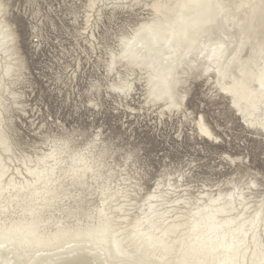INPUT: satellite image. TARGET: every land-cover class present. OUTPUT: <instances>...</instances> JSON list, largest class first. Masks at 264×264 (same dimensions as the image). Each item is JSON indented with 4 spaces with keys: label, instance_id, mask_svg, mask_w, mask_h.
<instances>
[{
    "label": "snow or ice",
    "instance_id": "snow-or-ice-1",
    "mask_svg": "<svg viewBox=\"0 0 264 264\" xmlns=\"http://www.w3.org/2000/svg\"><path fill=\"white\" fill-rule=\"evenodd\" d=\"M171 0H105L104 7L121 9L122 15L113 18V31L107 38V43L102 46V51L99 54V62L97 63L93 58V64L99 68L100 75L92 74L91 78L85 77V83L81 86V95L84 97L81 103L88 105V101H92L90 107H86V111L96 115L97 112L103 114L105 110L111 111L113 108V102L116 97L112 93H116L120 97V103L116 106V111L121 108H126L125 116L134 113V105L126 102L135 98L137 95L143 96L149 104L164 100L167 105V109L162 108L161 111L167 116L168 111L172 112L174 117L173 125L171 126V132H164V129H160L162 134L171 137H180L181 140L187 138L186 126L181 122V130L176 129V120L178 119V113L183 110V104L181 100L188 94L190 89L194 86V81L198 77L205 76L207 72H215L217 76H223L224 79L231 78L236 82L235 76L231 75V72L235 69L233 65H237L241 75L252 66L259 64V71L253 73V79L255 83L259 84V88H249L248 98L253 100V108H257L264 113V27L261 29H249L245 25L249 19L254 20L259 16L264 20V0H175L174 9L175 15L183 18L184 10L187 8L197 9H216L218 15L197 16L192 18L193 23L191 31L187 29L177 31L175 22L167 25H162L158 20L163 9L169 7ZM234 4L237 11L241 9H247L245 18H241L238 15L226 16L224 13L228 10V5ZM44 5L39 3V0H0V56L7 58L9 61H13L16 66V79L17 81H23V86L27 88L28 82L25 77L20 73L22 70V61L19 57V49L17 47L18 41L23 39V33L20 30L19 23L17 22V14L24 16L27 14L32 17L33 28L40 31L47 30L49 35L51 34V28L49 27L45 16L37 11L38 8H43ZM91 8L92 5H89ZM63 8L66 11L63 15H66L73 24L77 23L80 19V13L78 6L74 5L72 0H66ZM75 17V19H73ZM68 23V20L65 21ZM43 24L44 28L40 25ZM238 28V33H233V29ZM166 30V31H165ZM132 31L135 36L132 39H127L125 33ZM162 33L166 36L165 39H161ZM137 38L140 39V47L144 48L148 55L144 57H136L138 60H143L148 63V66L156 73L149 72L146 81L147 93L143 91L145 87V80L143 77L140 79V86L134 87L137 83L135 74H120L119 78L116 75V61L125 60L132 57L134 54V45ZM207 39L214 44L211 52L213 57L217 58V63L220 62V57H228L227 62L221 67H213L212 65L204 66L199 60L193 56L194 51H198L199 55H203L202 41ZM187 45L184 56L180 58V68L185 67V60L187 61L188 68H192L195 65L194 71L184 70L180 72L175 65L168 69V74L165 76L167 87L161 89L159 84L156 83L160 79L159 67L160 58L166 62L171 60L175 56L178 50ZM111 57V62L109 61ZM143 67V64L140 65ZM71 77L64 78V74L61 73V80L68 86ZM79 82V77L77 78ZM219 83V79L217 80ZM73 87H75L73 85ZM220 91L231 95L228 87H221ZM87 96H84V93ZM181 92L184 95H181ZM107 94V98H106ZM213 95L218 93L213 90ZM19 94H12V101L17 112L24 109L25 105L18 102ZM144 104H140L139 112H143ZM185 117L187 118V114ZM15 113H12L6 106L3 98H0V180L6 181V177L11 174L9 169L3 167V154L8 153L11 155L13 151L12 145L20 137L23 130L13 124V117ZM31 115V113H29ZM134 118L139 120L141 117L134 114ZM23 119V117H21ZM151 119V117H149ZM245 124L255 131L247 133L246 136L241 139H247L248 135L258 136L260 140V152L264 154V118H261L259 122L255 120L250 121L248 115L245 113ZM27 123V121H25ZM154 123V122H153ZM162 123L167 127V120H162ZM47 124V118L44 119L43 124L36 123L33 126V132L36 128L44 127ZM52 127V126H49ZM127 127V125H126ZM195 134V130L194 133ZM201 136H207L208 139L219 143L217 138L205 127L203 123V117L200 121V133ZM91 143L89 147L94 145H102L99 152L98 161L95 167H80L78 165L85 164L83 160L73 158L72 166L65 169L63 178L70 180L73 186H85L79 182L86 181L88 179L86 173H92L91 179L97 183L105 181L107 178L104 173L108 168L115 171L119 167L121 173H130L132 177H138L135 182L133 179H129L127 176L122 175L121 179L124 181L123 186L118 190L120 200L124 203L121 204V208H126L135 202V198L138 195V188L143 185L148 187L151 195L149 200L160 201L161 206L165 209L161 213L162 216H172L176 220H180V213L182 208L176 207V205H184L187 202V193H184V199H181L180 193L183 192V188L176 185L175 179L170 178L168 185L169 189L173 191H163V185L156 179L155 174L149 171L148 165L145 163L144 158L141 156L139 149L135 145H128V140L125 137L123 142L117 141L114 137L108 138L105 129L100 128L99 131L93 130L90 134ZM65 141L61 139H54L51 137L47 141L45 146V152L43 156L36 158L35 168L30 169L27 173L29 176H33L31 183H42L47 188V185L55 177L57 166L62 162L60 154L62 153V146ZM255 149V141H249L241 147L238 153H228L227 156H222V159H227L232 155H239L243 157L245 151L251 157ZM210 159H212L210 157ZM193 166L191 164L185 168L181 165L179 171L176 173V177L180 180L181 185H189L198 188L199 191H203L199 185L201 181L197 180L193 175L189 180V170ZM245 172V170H241ZM112 172H107V177H111ZM247 181L246 187L249 192L248 195L252 197H259V207L262 210V215L256 219L264 221V162H261L258 166L249 164L245 173ZM152 181L156 187L152 186ZM195 181V185H193ZM203 183H208L204 180ZM111 188V181L108 180V188L105 191H109ZM242 200L244 196L240 197ZM207 203V202H203ZM217 200H213L207 207H197V211L193 213L194 216L199 215L202 212H208V221L218 227L222 226V221L218 219V215L222 209L219 207H213L217 204ZM2 205H0V211H4ZM103 214V213H102ZM256 219H253L252 225L255 227ZM170 223V221H169ZM179 228V226H176ZM197 228L194 226L193 231ZM29 235L35 236V232H30ZM100 235H103L102 233ZM118 235V234H117ZM167 231L161 233L160 240L168 237ZM151 241L152 237H148ZM30 241L27 239L18 241L11 235H5L3 230H0V264H41L36 258V255H32L28 251V245ZM81 252L71 251L66 252L72 259L57 258L55 261L48 262V264H153L152 260L140 258L137 250H133L131 246L121 250L119 242L114 241V248L118 255L125 257L119 261L112 260H85L81 261L76 257L80 256L82 252L92 251L91 246H80ZM69 248H75L73 245H69ZM61 251H65L62 249ZM159 264H165L164 258H161ZM180 264H208L205 260H192L183 261ZM217 264H239L237 259H232L227 262H217ZM258 264H264V251L261 252V258Z\"/></svg>",
    "mask_w": 264,
    "mask_h": 264
},
{
    "label": "bare ground",
    "instance_id": "bare-ground-1",
    "mask_svg": "<svg viewBox=\"0 0 264 264\" xmlns=\"http://www.w3.org/2000/svg\"><path fill=\"white\" fill-rule=\"evenodd\" d=\"M174 2L175 0H171L169 7L162 10L158 20L162 25L175 22L177 31L184 29L191 31L192 18L194 17L219 14L214 8L211 10L187 8L181 18L175 15ZM86 3L88 30L92 27L94 19L100 17L105 9L106 11L110 10L112 14L122 12L118 8L104 7L105 0H87ZM89 5L92 7L90 8ZM247 11V9L237 11L234 4H229L228 10L224 14L226 16L238 15L243 19ZM245 27L259 30L264 27V20L257 16L254 20L249 19ZM232 31L238 33L239 29L234 28ZM124 35L130 40L135 36V33L131 31ZM91 36L95 39L93 33ZM165 38L166 36L162 33L161 39ZM202 44L204 54H198L199 46H197L198 51H194L192 55L204 66L221 67L227 62L228 57H220V62L217 63V58L213 57L211 52L214 47L213 43L205 39ZM133 47L132 57L116 61V75L119 78L121 73L124 75L135 74L138 83L143 77L147 93L148 74L149 72H153L154 75L156 73L148 66V63L136 59V57L148 55L147 51L140 47L139 38ZM186 47L187 45L181 47L171 60L165 62L162 57L160 58L158 65L160 79L156 83L161 89L167 87L165 76L173 65L180 72L194 71L195 65L188 68L186 60L185 67L180 68L179 61L184 56ZM19 57L23 70L25 61L20 53ZM109 61L111 62V57H109ZM141 64L143 67L140 66ZM233 68L235 70L231 72V75L235 76L236 82L231 78L218 77L215 72H207L205 76L198 77L196 80L204 79L208 83L211 82L216 92L228 96L243 121L246 113L250 121L259 122L261 118H264V113L253 108L254 101L248 98L247 92L249 88H259V84L254 82L252 75L259 71V64L250 67L244 75H241L237 65H233ZM22 70L20 74L23 76ZM218 79L219 83H217ZM19 82L16 79L14 62L0 56V98H3L11 112L14 106L12 94H19L18 102L22 97L14 88ZM221 87H228L232 94L220 91ZM181 95L184 94L181 92ZM187 95L181 100L184 106L181 110V112L184 111L183 113H186ZM144 103L148 108H158L160 117L165 116V113L161 111L162 108L167 109L164 100L149 104L144 99ZM168 113L172 115L171 111ZM202 117L205 127L218 140L219 137L202 115L196 120L199 132ZM203 137L210 140L207 136ZM61 140L65 141L60 154L62 162L57 166L55 177L47 185V188L42 183L30 184L34 177L27 174L30 169L34 170L36 158L44 155V149L35 155L18 156L15 144H13L11 155L3 154V161H5L3 167L9 169L11 174L6 177L7 182L0 180V205L5 209L0 211V230L18 241L25 239L30 241L28 251L30 254L36 255L41 264H48V262L61 257L72 259L66 252H81L80 246L82 245L85 247L90 245L92 251L82 252L80 256L76 257L81 261L122 260L125 257L117 254L114 241L120 243L122 251L131 246L133 250L138 251L140 258L152 260L153 264H159L161 258H164L165 264H180V262L192 260H205L208 264H217V262H227L232 259H237L239 264H258L261 252L264 251V221L256 219L262 215L259 197L248 195L249 190L245 182L241 184L239 181H230L228 184L232 187L228 190L221 187L216 190L206 188L199 192L198 197H195L190 193L191 189L187 185H180V181L175 180L176 185L183 188V192L180 193L181 199H184V193H187V202L184 205H176V207L182 208L180 215L183 218L180 220H176L172 216H162L161 213L165 209L161 206L160 201L149 200L151 192H145L144 186L138 188V195L134 203L126 208H121V204L124 202L120 200L118 190L124 184L121 179L122 175L133 179L134 182L136 179L129 173L118 174L116 170L112 171L111 168H108L104 173L107 178L105 181L100 183L93 181L92 173L89 172L86 173L88 179L79 182L85 186H73L70 180L63 178L65 169L72 166L73 158L85 162V164L78 165L80 167H95L101 149L98 150V145L90 148L91 142L84 147L76 148L72 138H62ZM232 159L236 160L237 158ZM232 159L231 161L235 162ZM107 172H112L111 177H107ZM109 179L111 188L106 192L105 188H108ZM159 182L163 185V191H173L168 187L170 179L159 180ZM241 196H244L245 199L242 200ZM213 200H217L218 203L212 206L222 209L217 217L222 221L221 227L208 221V212L193 215L197 211V207H207ZM253 219H256L255 227L252 225ZM194 226L197 228L196 231H193ZM165 231L169 235L161 243L160 235ZM30 232H35L36 235L31 236ZM101 233L103 235H100ZM148 237H152V240L149 241ZM69 245H73L75 248H69ZM62 249L65 251H61Z\"/></svg>",
    "mask_w": 264,
    "mask_h": 264
},
{
    "label": "rangeland",
    "instance_id": "rangeland-1",
    "mask_svg": "<svg viewBox=\"0 0 264 264\" xmlns=\"http://www.w3.org/2000/svg\"><path fill=\"white\" fill-rule=\"evenodd\" d=\"M65 2L66 0H39L44 7L38 8L37 11L45 16L51 28L50 35L47 30L38 34V30L33 28L32 17L27 14L22 17L17 14L16 17L23 33V39L18 41L20 56L25 61L22 74L28 82L27 88L23 86V81L14 87L22 95L19 101L25 105L19 112L14 106L12 108V113H15L13 124L23 130L15 142L16 154L35 155L45 150L50 134L54 139L72 138L74 146L81 148L91 142L90 134L94 129L99 131L103 128L108 138L114 137L122 143L126 137V146H137L149 171L155 174L158 181H167L170 178L180 181L176 173L181 165L187 168L191 164L193 167L189 170L187 178L191 180L194 175L201 181L199 187L203 190H216L218 187L228 190L232 187L228 184L230 181L247 184V166L250 163L258 166L264 162L259 137L248 135L247 139H241L255 130L240 118L228 96L218 91L217 95L212 94L216 89H213L211 82L208 83L204 79L195 80L185 101L187 118L184 111L178 113L175 126L178 131L181 130V122L186 126L187 138L184 140L180 137L170 138L161 133L162 128L165 133L171 132L173 115L167 113V116L160 117L159 109L148 108L144 97L140 95L126 102V106L134 105L135 109L134 113L128 114L127 117L126 108L116 111V106L120 103V97L116 93H112L116 99L111 111L105 110L103 114L97 112L96 115L86 111L92 101H88L87 106L81 103L84 98L81 95V86L85 83V77L90 79L92 74L100 75L99 68L93 64V58L99 62L102 46L107 43V38L113 31V18L119 17L122 12L112 14L110 10L105 9L100 17L94 19L92 27L88 30L85 13L87 0H72L80 13V19L75 24L63 15L66 11L63 8ZM66 20L68 23H65ZM40 27L44 28V25L41 24ZM92 33L95 39L92 38ZM61 73L65 79L71 77L68 86L62 82ZM135 86L139 87L140 83L137 81ZM143 91L145 92V87ZM84 96H87L86 92ZM141 103L144 104L143 112L138 111ZM134 114L141 118L135 119ZM201 115L219 137V143L207 140L199 134L196 120ZM45 118L47 124L33 132V126L36 123L43 124ZM164 119L167 120V127L162 123ZM252 140L255 141V149L251 157L245 151L243 157L229 156L231 159L237 158L232 159L235 162L229 158L222 159V156H227L228 153L240 152L241 147ZM101 148L102 145H98V150ZM242 169L245 172H242ZM116 171L121 173L119 167ZM204 180L208 183H203ZM149 183L155 187V183ZM179 183L181 185V182ZM143 186L145 192L149 191L146 185ZM187 186L193 196H199L201 191L198 188Z\"/></svg>",
    "mask_w": 264,
    "mask_h": 264
}]
</instances>
